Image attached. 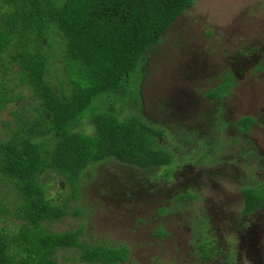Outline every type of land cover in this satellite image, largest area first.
Returning a JSON list of instances; mask_svg holds the SVG:
<instances>
[{"label": "trees", "instance_id": "obj_1", "mask_svg": "<svg viewBox=\"0 0 264 264\" xmlns=\"http://www.w3.org/2000/svg\"><path fill=\"white\" fill-rule=\"evenodd\" d=\"M193 1L0 0V109L15 100L8 92V75L34 99L33 110L18 114L14 127L0 137V222L13 225L0 227V264H56L55 253L67 248L76 249L84 264L126 262V246L80 243L83 226L64 232L48 227L67 216L66 204L79 192L80 176L98 163L113 160L142 169L162 167L167 181L181 165L167 141L170 136L178 146L176 138L185 130L170 129L173 135H169L140 110L124 112L141 106L135 83L128 81L135 77L145 52L160 42L165 29ZM54 33L61 36L63 71L70 85L64 92L61 82L60 93L46 79ZM251 52L243 49L240 55ZM258 68L264 69L263 58ZM234 84L228 71L205 96L219 101ZM88 116L93 132L76 131L79 121ZM256 122L241 117L233 138L243 137ZM162 137L166 145L159 142ZM47 174L61 177L71 197L56 201L49 196L48 183L41 181ZM241 194L244 202L239 211L248 215L264 203V184L245 188ZM194 196L189 190L174 197L184 216L191 215L194 207L188 209L185 201ZM167 210L162 206L156 213ZM78 213L79 209L71 214ZM198 218L202 222L201 214ZM200 228L203 234L198 231L195 260L208 264L218 246L206 225ZM154 234L165 232L158 227Z\"/></svg>", "mask_w": 264, "mask_h": 264}, {"label": "rangeland", "instance_id": "obj_2", "mask_svg": "<svg viewBox=\"0 0 264 264\" xmlns=\"http://www.w3.org/2000/svg\"><path fill=\"white\" fill-rule=\"evenodd\" d=\"M53 35L46 79L60 93L61 82L64 92L70 85L63 71L61 36ZM243 49L253 52L241 56ZM263 56L264 0H194L165 29L160 42L145 52L135 77L128 81L135 83L141 106L124 112L140 110L169 135L170 129L185 130L176 138L178 146L170 136L167 141L181 165L167 181L162 167L142 169L113 160L98 163L80 176L79 192L66 204L67 216L52 222L49 230L83 226L80 243L126 246L128 259L123 264H201L195 260L201 230L198 215L230 219L241 206L240 190L264 181V69L258 68ZM228 71L235 84L227 95L219 101L206 97ZM10 77L6 83L15 100L0 109V137L14 127L18 114L34 106L31 92ZM246 116L257 122L243 137L233 139L238 120ZM89 119H81L75 130L92 133ZM159 142L166 145V138ZM189 179L194 183L189 184ZM41 181L48 183V195L56 201L72 195L55 174ZM191 189L200 198L192 203L194 214L175 213L174 197ZM162 206L168 210L158 215ZM78 209L81 213L71 214ZM2 226L13 227L9 221L0 222ZM158 227L165 234L156 236ZM220 227L213 233L223 253L226 241L232 243L219 259L224 264L238 249L236 237L227 231L235 226L225 221ZM259 246L264 253V235ZM54 258L56 264H84L74 248L58 250ZM234 264H247L243 251Z\"/></svg>", "mask_w": 264, "mask_h": 264}, {"label": "flooded vegetation", "instance_id": "obj_3", "mask_svg": "<svg viewBox=\"0 0 264 264\" xmlns=\"http://www.w3.org/2000/svg\"><path fill=\"white\" fill-rule=\"evenodd\" d=\"M262 160L263 158L261 160L258 158V161H262ZM193 183L194 180L189 179V184H193ZM256 184H264V181L262 182L259 181L258 183H255L248 187L255 186ZM245 188H242V190ZM191 191L193 190L191 189ZM193 193L195 194V196L185 201L186 202L185 205L187 206L188 209L191 208L192 203L194 201H200L199 194L196 193L195 190L193 191ZM239 198H241L242 200L241 203L242 205L244 201L241 194V190H240ZM240 207L241 206L238 207V212L236 213V215L232 216L230 219L229 218L225 219L224 217H218L217 215L214 214L209 216L206 215L205 213L203 214L200 213L203 217V220L200 224L206 225L207 231H209V233L213 236L214 244L217 246H218V239L213 232L217 231L218 227L221 228L220 225H222V223H224L225 221H228L230 224H233L235 226V228H232V230L230 231L227 230V231L230 232V234H232L234 238L236 237L235 246L237 247L238 250L237 251L236 249H234L235 251L231 250L233 259H230L228 261V257L226 258L224 257L225 258L224 264H234L235 260L238 259V256H240L241 251L244 252V255L247 260V264H264V253L261 247L259 246L260 239L263 238L264 235V203L254 208L253 211L250 212L248 215L243 214L241 211H239ZM181 211L184 210H180L176 208L175 213ZM216 222L218 225L215 224ZM201 225H199V228L201 227ZM200 229L202 230V228ZM226 242H227L226 243L227 250H225L224 253L227 254L228 248L231 249L232 243L228 241ZM224 253H223V246H221V248L218 246V251L216 252L214 251V258L208 264H219V259L224 256Z\"/></svg>", "mask_w": 264, "mask_h": 264}]
</instances>
